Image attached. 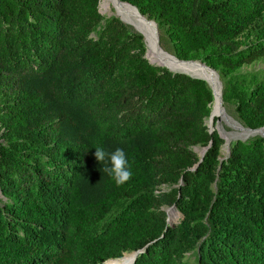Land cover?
<instances>
[{"label": "trees", "instance_id": "trees-1", "mask_svg": "<svg viewBox=\"0 0 264 264\" xmlns=\"http://www.w3.org/2000/svg\"><path fill=\"white\" fill-rule=\"evenodd\" d=\"M124 1L217 69L240 124L264 125V69L239 71L264 58V0ZM98 5L0 0V264H264V136L211 130L208 82L149 60ZM97 146L125 150L128 182Z\"/></svg>", "mask_w": 264, "mask_h": 264}, {"label": "bare ground", "instance_id": "bare-ground-1", "mask_svg": "<svg viewBox=\"0 0 264 264\" xmlns=\"http://www.w3.org/2000/svg\"><path fill=\"white\" fill-rule=\"evenodd\" d=\"M106 4L115 8L116 12L122 17V19L130 24H134L139 27L143 32H145L147 36V42L149 46V52L153 56V61L157 64L166 65L175 70H184L194 75H199L205 77L213 87L214 96L216 97L214 101V105L216 106L215 114H219L221 117H224V112L222 109V98H221V85L219 82V77L217 73L209 67L207 64L205 65L199 63L197 61L200 60H182L177 59L170 53L166 52L159 44L158 33L155 29L154 21L140 13L133 5L130 3H125V1L121 0H105ZM154 23H153V22ZM156 24V23H155ZM146 41V40H145ZM186 61V62H184ZM216 89V91H215ZM212 112V111H211ZM213 114V112H212ZM214 116V114H213ZM220 128L223 129L222 125ZM224 131V129H223ZM264 131V129H263ZM247 131H244L246 133ZM223 135L228 140L231 135L223 132ZM135 253V252H134ZM136 255V254H135ZM131 259V264H133V260L136 257Z\"/></svg>", "mask_w": 264, "mask_h": 264}, {"label": "rangeland", "instance_id": "rangeland-1", "mask_svg": "<svg viewBox=\"0 0 264 264\" xmlns=\"http://www.w3.org/2000/svg\"><path fill=\"white\" fill-rule=\"evenodd\" d=\"M125 3H127V2H125ZM98 8H99V11L103 15H110V14H116L117 13L116 10H115V8H113V6L111 7L110 5L106 4V1L105 0H99ZM118 16L120 17V15H118ZM145 16L147 17V15H145ZM149 19L154 20L153 18H149ZM124 22H126V21H124ZM126 23L129 24L134 30H137V31L139 30L141 32L142 36H143V40L144 41L146 40L145 43L147 42V36H146L145 32H143L139 27L135 26L134 24H130L128 22H126ZM154 25H155V29H156V31L158 33V38H159V44H160V46L163 49H165L166 52H168L171 55H173V53L171 51V44L167 40L166 35L163 34L162 32H160L157 23L156 24L154 23ZM254 29H255V26L252 27V28H247L238 37L242 41H245L247 39L253 38L254 37ZM147 45H148V43H146V46ZM146 56L148 57L149 60H151L152 62H154L153 61V58H152L153 56L149 52V46H147ZM173 56L176 57L175 55H173ZM195 59H201V58L198 57V58H195ZM179 61H182V60H179ZM184 62H186V61H184ZM197 62H199V61H197ZM199 63H202V62L200 61ZM155 64H157V63H155ZM202 64H204V63H202ZM212 68L217 71L216 68H214V67H212ZM262 69H264V58H258V59H255V60L251 61V62H245V63H243L241 65V67L239 68V71H241V72H250V71H260ZM219 82H220V78H219ZM220 85H221V83H220ZM215 91H216V89H215ZM215 99H216V97H215ZM214 101H213V103L211 102V104H213V107L211 105V111L213 112L214 116L213 117H210L209 116L208 118H206V124H207V126L210 129L217 128L223 137H225L223 135V132H225V133H228V134L231 135L230 138H235V137L245 138V137L253 134V133L247 134V132L244 133L245 130L243 128H241V124H240V122L237 120V118L235 116V112L233 110V107L226 106L222 102V109H223V112H224V117H221L218 113L215 114L216 106L214 105ZM220 125H222L224 131H223V129L220 128ZM263 135H264V131H263ZM195 149L200 154L202 153L203 148H201L199 146H196ZM227 151H228V144H224V146L222 148V154L224 155L225 153H227ZM163 188H165V186H163ZM163 207L165 208V210L167 211L168 216H169V212H170L171 209H173V207H167V206H163ZM178 215L179 214L176 211V216H173V218H174L173 220L177 221V219L179 218Z\"/></svg>", "mask_w": 264, "mask_h": 264}, {"label": "clouds", "instance_id": "clouds-1", "mask_svg": "<svg viewBox=\"0 0 264 264\" xmlns=\"http://www.w3.org/2000/svg\"><path fill=\"white\" fill-rule=\"evenodd\" d=\"M95 158L103 164V173L110 176L117 185H123L132 178V170L123 148L107 151L104 147H95Z\"/></svg>", "mask_w": 264, "mask_h": 264}, {"label": "water", "instance_id": "water-1", "mask_svg": "<svg viewBox=\"0 0 264 264\" xmlns=\"http://www.w3.org/2000/svg\"><path fill=\"white\" fill-rule=\"evenodd\" d=\"M121 1H124V0H121ZM126 2H128V1H126ZM128 3H130V2H128ZM131 5H133L137 10H138V8L136 7V5H134V4H132V3H130ZM139 11V10H138ZM140 12V11H139ZM141 13V12H140ZM116 15H119L118 13H116ZM121 17V16H120ZM121 19H122V17H121ZM154 21V20H153ZM155 22V21H154ZM156 23V22H155ZM139 31V30H138ZM140 32V31H139ZM141 33V32H140ZM181 59V58H180ZM181 60H196V59H181ZM197 60H200V61H202L201 59H197ZM203 63H205L204 61H202ZM206 64V63H205ZM159 65H162V66H166V65H163V64H159ZM209 66V65H208ZM166 67H168V66H166ZM209 67H211V66H209ZM169 69H171V70H173V71H181V72H185V73H187V74H189V75H192V76H196V77H200V78H203V79H205L207 82H208V84L210 85V87H211V89H212V93H213V96H214V92H213V87H212V84L205 78V77H203V76H199V75H194V74H191V73H189V72H187V71H184V70H175V69H172V68H170V67H168ZM212 68V67H211ZM213 69V68H212ZM215 70V69H214ZM216 71V70H215ZM216 73H217V75H218V77H219V74H218V72L216 71ZM220 83H221V92H222V82H221V80H220ZM210 117H213V114H212V112H210V115H209ZM241 128H243L245 131H247V134H250V133H261L262 135H263V129H264V125L263 126H260V127H257V128H250V127H246V126H243L242 124H241ZM212 130V129H211ZM264 136V135H263ZM206 147L207 146H205V147H203V150H202V153H201V155H203V152L205 151V149H206ZM133 252H135V254H137V252H138V250L137 251H133ZM134 261V260H133Z\"/></svg>", "mask_w": 264, "mask_h": 264}]
</instances>
